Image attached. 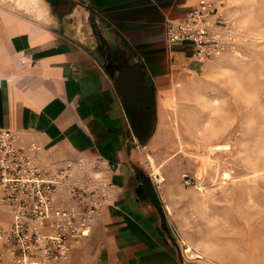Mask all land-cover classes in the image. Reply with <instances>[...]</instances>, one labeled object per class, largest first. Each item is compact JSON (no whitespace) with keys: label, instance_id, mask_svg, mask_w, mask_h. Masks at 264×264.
I'll list each match as a JSON object with an SVG mask.
<instances>
[{"label":"crops","instance_id":"crops-1","mask_svg":"<svg viewBox=\"0 0 264 264\" xmlns=\"http://www.w3.org/2000/svg\"><path fill=\"white\" fill-rule=\"evenodd\" d=\"M197 1L36 0L26 15L0 5V128L37 142L45 169L78 157L112 168L113 202L57 264H186L140 157L196 65L166 23Z\"/></svg>","mask_w":264,"mask_h":264},{"label":"rangeland","instance_id":"rangeland-1","mask_svg":"<svg viewBox=\"0 0 264 264\" xmlns=\"http://www.w3.org/2000/svg\"><path fill=\"white\" fill-rule=\"evenodd\" d=\"M34 1L0 5L26 15ZM223 1L242 41L180 77L140 161L181 260L264 264V0ZM222 144L229 149L211 150Z\"/></svg>","mask_w":264,"mask_h":264},{"label":"built area","instance_id":"built-area-1","mask_svg":"<svg viewBox=\"0 0 264 264\" xmlns=\"http://www.w3.org/2000/svg\"><path fill=\"white\" fill-rule=\"evenodd\" d=\"M223 10V0L197 1L167 21V42L191 43L199 62L235 50L244 35ZM111 171L105 160L85 157L45 169L37 142L0 128V206L9 218L6 227L0 226V262L57 264L65 259L113 202Z\"/></svg>","mask_w":264,"mask_h":264},{"label":"bare ground","instance_id":"bare-ground-1","mask_svg":"<svg viewBox=\"0 0 264 264\" xmlns=\"http://www.w3.org/2000/svg\"><path fill=\"white\" fill-rule=\"evenodd\" d=\"M227 148H228V145H226V144H222V145H214V146H212V147H211V150L227 149ZM228 149H229V148H228ZM153 174H154V173H153ZM154 179H155V181H156L157 183H159V182L157 181L156 177H155V174H154ZM0 208H2V209L4 210L3 207L0 206ZM4 211H5V210H4ZM90 233H91V231L88 233V235H87L85 238L89 237Z\"/></svg>","mask_w":264,"mask_h":264}]
</instances>
